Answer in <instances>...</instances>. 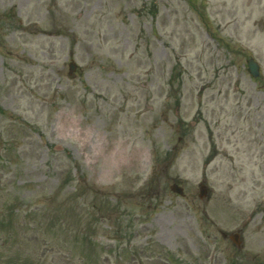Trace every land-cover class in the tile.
Listing matches in <instances>:
<instances>
[{"label": "rangeland", "instance_id": "1", "mask_svg": "<svg viewBox=\"0 0 264 264\" xmlns=\"http://www.w3.org/2000/svg\"><path fill=\"white\" fill-rule=\"evenodd\" d=\"M250 56L264 0H0V264H264Z\"/></svg>", "mask_w": 264, "mask_h": 264}, {"label": "flooded vegetation", "instance_id": "2", "mask_svg": "<svg viewBox=\"0 0 264 264\" xmlns=\"http://www.w3.org/2000/svg\"><path fill=\"white\" fill-rule=\"evenodd\" d=\"M204 214L207 216L206 211L204 210ZM210 226L212 227V224H210ZM223 236L225 237V234H223ZM208 237L210 238L211 236L208 235ZM228 264H255V258H244L243 255L241 253H237V252H231L229 253V257H228Z\"/></svg>", "mask_w": 264, "mask_h": 264}, {"label": "water", "instance_id": "3", "mask_svg": "<svg viewBox=\"0 0 264 264\" xmlns=\"http://www.w3.org/2000/svg\"><path fill=\"white\" fill-rule=\"evenodd\" d=\"M75 68V66H74V64L73 63H71L70 64V69L71 70H73ZM253 71H254V74H256V72H255V69H254V67L252 66V68H251ZM179 191V190H178Z\"/></svg>", "mask_w": 264, "mask_h": 264}]
</instances>
